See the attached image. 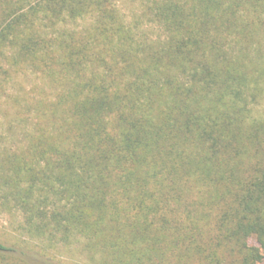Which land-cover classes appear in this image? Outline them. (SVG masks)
Returning <instances> with one entry per match:
<instances>
[{"label":"trees","instance_id":"obj_1","mask_svg":"<svg viewBox=\"0 0 264 264\" xmlns=\"http://www.w3.org/2000/svg\"><path fill=\"white\" fill-rule=\"evenodd\" d=\"M263 100L264 0H0V211L88 264H260Z\"/></svg>","mask_w":264,"mask_h":264},{"label":"rangeland","instance_id":"obj_2","mask_svg":"<svg viewBox=\"0 0 264 264\" xmlns=\"http://www.w3.org/2000/svg\"><path fill=\"white\" fill-rule=\"evenodd\" d=\"M25 81L29 84V82L35 80L33 77H28ZM258 111H264V100L258 105ZM21 222L22 218L19 213L10 214L0 211V244L13 247L17 251L16 255L7 257H18L23 252L24 257L42 264H88L79 244L50 247L45 242L30 239L21 234L19 227ZM250 243L257 246L254 240H251ZM262 255L263 258L260 264H264V252H262ZM11 260L5 261L4 264Z\"/></svg>","mask_w":264,"mask_h":264}]
</instances>
